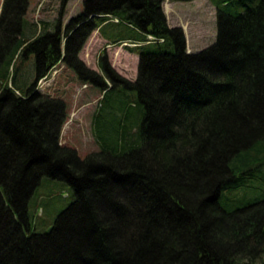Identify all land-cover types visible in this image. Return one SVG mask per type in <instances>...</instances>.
<instances>
[{
  "label": "trees",
  "instance_id": "1",
  "mask_svg": "<svg viewBox=\"0 0 264 264\" xmlns=\"http://www.w3.org/2000/svg\"><path fill=\"white\" fill-rule=\"evenodd\" d=\"M212 1L215 39L197 52L167 25L162 0L84 1L72 34L83 41L107 21L98 32L135 43L126 48L139 61L133 81L102 63L100 150L80 157L59 143L63 100L35 89L62 57L60 35L27 36L25 20L13 29V5L3 26L5 0L0 264H264V0ZM252 179L255 195L221 204Z\"/></svg>",
  "mask_w": 264,
  "mask_h": 264
},
{
  "label": "rangeland",
  "instance_id": "2",
  "mask_svg": "<svg viewBox=\"0 0 264 264\" xmlns=\"http://www.w3.org/2000/svg\"><path fill=\"white\" fill-rule=\"evenodd\" d=\"M85 0H7L6 14L3 26L11 14V6L17 10L13 29L19 28L23 20L27 23L25 33L27 36L42 34L43 30H53L52 26L59 21L64 27L69 18L80 14L84 9ZM5 0H0V15L4 10ZM95 0H89L90 7L96 6ZM161 9L169 27H178L184 37L187 52H197L211 44L216 35V8L212 0H162ZM88 19V18H87ZM92 18H90L91 20ZM114 22L116 18L112 19ZM65 22V24H64ZM103 21L97 25L98 30L106 24ZM69 37L66 32L61 33V51L66 57L60 61L48 73L46 78L38 79L35 89L50 96L61 98L65 105L64 122L59 133V141L75 149V152L84 157L92 151L100 150L92 132V115L98 109L99 102L106 84L111 80L102 68V63L118 77L133 81L136 78L138 68V54L131 52L124 43L111 44L102 37L97 29L81 41V34H72L70 21L67 22ZM64 29V28H63ZM18 33L17 36L18 37ZM13 36L12 34L10 35ZM10 37V38H11ZM60 39V40H61ZM71 42L67 47V40ZM81 41V42H80ZM153 45L150 46L152 48ZM70 48V49H69ZM29 60L23 65L20 72L22 77L30 83L34 77V62L36 54L33 52ZM29 52L27 53L28 56ZM17 62V61H16ZM75 65V66H74ZM93 74L105 82L93 83L87 77ZM92 76V75H91ZM20 77V76H19ZM106 125L112 127V122L105 120ZM257 180H250L247 186H241L236 190L226 193L221 199V204L232 209L249 197L255 195L253 186ZM95 204L94 201H91ZM121 202V200H119ZM123 204H127L122 201ZM52 211V208H50ZM99 213V212H98ZM36 218V221L41 218ZM49 224L52 216L49 217ZM43 230V228H38Z\"/></svg>",
  "mask_w": 264,
  "mask_h": 264
},
{
  "label": "flooded vegetation",
  "instance_id": "3",
  "mask_svg": "<svg viewBox=\"0 0 264 264\" xmlns=\"http://www.w3.org/2000/svg\"><path fill=\"white\" fill-rule=\"evenodd\" d=\"M64 1V0H63ZM67 24L68 23H66V25H65V27H62V29L60 28V26H61V24H60V22L59 21H57L53 26H52V28H53V30H48V31H46V33L47 32H54V33H56V34H59L60 32H62V31H67ZM64 28V29H63ZM45 33V34H46ZM69 33V32H68Z\"/></svg>",
  "mask_w": 264,
  "mask_h": 264
},
{
  "label": "bare ground",
  "instance_id": "4",
  "mask_svg": "<svg viewBox=\"0 0 264 264\" xmlns=\"http://www.w3.org/2000/svg\"><path fill=\"white\" fill-rule=\"evenodd\" d=\"M92 16H94L95 17V19H97V18H99L100 16H102V15H91L89 18H91ZM71 23V22H70ZM134 28V27H133ZM136 29V28H135ZM97 30H98V28H97ZM134 30V29H133ZM99 31V30H98ZM100 32V31H99ZM148 38L150 39V41H152L153 40V38H152V36H148ZM160 40H162V39H160ZM150 41H148V42H150ZM121 42H119V44H120ZM118 44V43H117Z\"/></svg>",
  "mask_w": 264,
  "mask_h": 264
}]
</instances>
